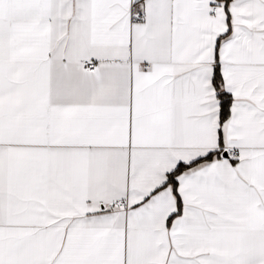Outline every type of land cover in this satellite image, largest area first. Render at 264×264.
Listing matches in <instances>:
<instances>
[{
	"label": "snow or ice",
	"instance_id": "snow-or-ice-1",
	"mask_svg": "<svg viewBox=\"0 0 264 264\" xmlns=\"http://www.w3.org/2000/svg\"><path fill=\"white\" fill-rule=\"evenodd\" d=\"M0 264H264V0H0Z\"/></svg>",
	"mask_w": 264,
	"mask_h": 264
}]
</instances>
